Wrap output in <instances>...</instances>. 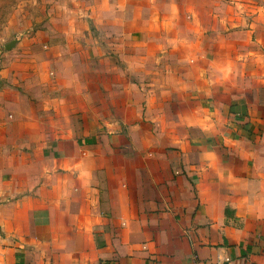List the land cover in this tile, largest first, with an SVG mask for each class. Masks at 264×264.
Segmentation results:
<instances>
[{
    "label": "crops",
    "instance_id": "0c3cea01",
    "mask_svg": "<svg viewBox=\"0 0 264 264\" xmlns=\"http://www.w3.org/2000/svg\"><path fill=\"white\" fill-rule=\"evenodd\" d=\"M219 66L125 69L111 130L48 143L28 194L8 182L0 264H264V65L238 94Z\"/></svg>",
    "mask_w": 264,
    "mask_h": 264
},
{
    "label": "rangeland",
    "instance_id": "374dc122",
    "mask_svg": "<svg viewBox=\"0 0 264 264\" xmlns=\"http://www.w3.org/2000/svg\"><path fill=\"white\" fill-rule=\"evenodd\" d=\"M146 65H220V76L225 65L234 92L249 91L264 0H0V205L15 178L30 192L32 166L42 180L55 170L42 163L48 143L82 142L101 119L111 130L101 93Z\"/></svg>",
    "mask_w": 264,
    "mask_h": 264
},
{
    "label": "water",
    "instance_id": "95a60500",
    "mask_svg": "<svg viewBox=\"0 0 264 264\" xmlns=\"http://www.w3.org/2000/svg\"><path fill=\"white\" fill-rule=\"evenodd\" d=\"M10 47H11V45L8 46V48H10Z\"/></svg>",
    "mask_w": 264,
    "mask_h": 264
}]
</instances>
